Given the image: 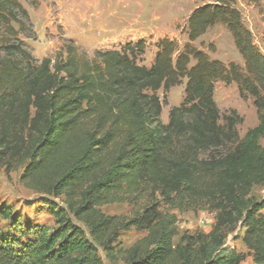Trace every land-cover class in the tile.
Masks as SVG:
<instances>
[{"label":"trees","instance_id":"1","mask_svg":"<svg viewBox=\"0 0 264 264\" xmlns=\"http://www.w3.org/2000/svg\"><path fill=\"white\" fill-rule=\"evenodd\" d=\"M20 1L0 0V165L7 173L22 168L25 188L65 199L62 208L41 203L53 227L26 226L10 206L0 207V221L19 234L0 227V264H103L97 247L113 258L112 245L129 228L145 236L116 252L124 264H241L240 253L213 257L237 227L251 264H264V196L251 195L264 187V55L235 0L196 8L188 42L179 49L160 39L149 66L141 64L145 41L93 57L68 43L64 56L36 63L19 39L29 22ZM218 24L243 67L192 45ZM183 80L184 99L162 124L157 92ZM218 82L252 99L257 125L242 138V118L235 111L221 117L213 100ZM124 203L138 206L127 220L99 211ZM160 204L215 213L214 224L174 243L176 216L161 213Z\"/></svg>","mask_w":264,"mask_h":264},{"label":"rangeland","instance_id":"2","mask_svg":"<svg viewBox=\"0 0 264 264\" xmlns=\"http://www.w3.org/2000/svg\"><path fill=\"white\" fill-rule=\"evenodd\" d=\"M215 2L216 0H21L20 4L26 10L29 22L26 25L27 31L22 32L19 39L36 63L44 58L55 60L64 53V47L68 43L74 44L88 57H93L96 51L116 50L127 43L145 41L147 48L141 64L149 66L160 39L174 40L181 49L188 42L186 24L189 16L196 8ZM235 8L241 15L242 24L251 33L255 46L264 55V0H235ZM26 34L31 38L25 37ZM192 45L225 66L234 63L243 67L232 38L222 25L209 29ZM1 57L3 53H0ZM185 84L186 80H183L181 85L168 92H157L162 104L159 118L162 124L167 123L170 109L182 103ZM213 100L221 117L235 111L242 118V123L236 127L239 138L257 125L252 99L240 98L235 84L215 83ZM259 144L264 148V136ZM22 174V168L7 173L0 165V207L10 206L26 226L46 224L53 227V219L42 208L41 203L50 201L62 208L65 198L47 196L25 188L20 180ZM50 179L48 175L43 177L44 182H49ZM251 195L260 201L264 196V187H253ZM137 210L138 206L127 203L99 208L105 216L125 220L130 219ZM159 211L176 216L178 237L174 239V243L182 235L208 234L214 224L215 213H179L162 204ZM0 227L11 236L16 235L13 222L0 221ZM241 233L239 227L231 231L223 246L214 251L213 257L231 252L240 253L246 257L241 264H251L248 251L241 242ZM144 236L145 232L135 228L120 232L112 245V253L115 254L113 258L110 259L106 252L97 247L102 263L124 264L116 252L128 249Z\"/></svg>","mask_w":264,"mask_h":264}]
</instances>
